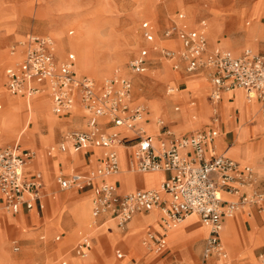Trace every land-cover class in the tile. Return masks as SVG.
<instances>
[{"label":"built area","instance_id":"built-area-1","mask_svg":"<svg viewBox=\"0 0 264 264\" xmlns=\"http://www.w3.org/2000/svg\"><path fill=\"white\" fill-rule=\"evenodd\" d=\"M183 13L166 27L163 35L174 36L179 46L160 47L162 57L172 60L173 68L185 73L202 70L211 83L208 101L218 106L224 91L241 88L260 103L264 119V51L245 49L234 55L228 50H207L205 34L199 29L188 28L181 22ZM144 39L154 41L153 26L148 20L141 22ZM19 61L5 69V85L13 94H40L49 90L51 109L62 114L78 103L87 113L86 129L73 130L65 139L78 149L85 145L106 147L104 160L86 174L73 172L58 175L59 189H92L91 214L93 223L97 218L109 215L120 227H124L132 216L140 211L156 207L160 210L162 224H175L194 213L209 227L202 248V258L226 257L220 240L222 218L232 216L241 209L258 206L264 201V190L257 188V179L248 164L240 165L233 158L219 153L212 145L218 136V111L211 115V123L186 133L177 134L164 120H157V134H147L138 129V121L145 111L142 104L132 103V81L127 77L105 79L97 83L89 76H75L74 54L68 52L58 61L55 41L49 35L27 34L17 41ZM148 48H142L130 61L132 71L140 73L147 68ZM103 119H106L105 121ZM107 121V122H106ZM122 126L123 131L106 132L103 125ZM107 125V126H108ZM116 143L130 148L128 168L134 172L168 171L170 176L157 188L117 192L114 182L102 180V175L119 170ZM58 148L65 145L59 143ZM52 149L50 148L49 151ZM34 158L30 148L18 142L0 146V215L13 214L21 206L32 209L44 193L41 191L40 172L26 174L24 169ZM225 194L224 196L221 194ZM83 237L75 246L79 255H84L88 245ZM142 244L149 251H159L165 246L164 233L148 231ZM17 250L18 247L14 246ZM116 255L120 251L116 250ZM264 262V255H261ZM62 264H66L62 261Z\"/></svg>","mask_w":264,"mask_h":264},{"label":"rangeland","instance_id":"rangeland-1","mask_svg":"<svg viewBox=\"0 0 264 264\" xmlns=\"http://www.w3.org/2000/svg\"><path fill=\"white\" fill-rule=\"evenodd\" d=\"M12 2L16 3H22L23 6L17 8L16 10H13L11 6L10 10H3L5 6L12 5V2H9L8 0H0V29H5L6 31H12L10 35L14 38L5 43L4 45H0V121H6L7 123L10 122L12 115L17 114V118H23L25 119V124L23 126H20V123H18L15 128L9 130L8 128L5 130L2 127V124L0 122V146H4L6 144H11L18 142L21 147H27L36 149L39 153L38 157L34 158V165H36L41 170L45 168L38 164L41 161L45 160V157H42L41 155H44V151L50 150V146H57L55 142H58V136H55L52 139L53 130L50 129V125L48 122H46L43 118H40L42 115H52L55 116L57 120H62V118H58L56 115H54L50 109V104L48 103L45 107V104L47 103V98L43 94H34V95H27L23 93V95H13L11 92H9L6 88L5 81V69L11 65H14L15 62L19 61L20 56L18 57V52L15 54H12L11 50L16 49L17 47V41L23 40L24 36L27 33H33V34H39V35H49L51 36L55 41V49L56 53L64 59L68 52H71L74 54V63H75V69L79 74H85L92 79H94L97 83H102L105 79H119L120 77H127L132 79V76L136 75L137 77L135 79V86L133 89V95H132V103L133 104H142L144 107H146L148 110L144 114L145 116L141 121H139L137 127L135 130L138 129H145V131L148 132V130L154 135L156 134L157 128H149L148 125L145 124V119H148L147 122L151 121L154 123L155 126L157 125V119H162L164 121H167L166 117H168V114L170 113H163L160 110H154L153 109V101L162 100L168 101L172 99L171 101H178L181 100L184 96L187 95H193L195 97H198V105L200 109H198V113L200 114V117L198 119L201 126L203 123H205L208 118L206 110L207 106H211V103L206 101V95H198L200 92V87L204 84H209L207 82H199L203 78V75L198 73L195 75L182 77L180 76V71L178 69H174L170 67V63L173 66L172 60H169L167 58L162 57V69L156 70L155 68H152L151 65H149L144 73L135 74V72H132V69L129 67V61L136 55L138 52L144 48V45L146 43L143 35L142 30L140 28L141 22L143 20H150L155 24H159L160 32L159 34H162L164 31V27L168 25L169 23L162 24L161 21H165L164 18L166 15H159L157 16L155 12H153L152 3H154L156 0L152 2V0H11ZM228 0H218V2L222 5L225 4ZM237 1V0H236ZM152 2V3H151ZM244 2V3H242ZM156 3V2H155ZM175 5L174 0H167L164 2V6L169 9ZM182 12L185 13L186 17L185 20L186 23L192 25H198L195 23V15H193V9L194 6H179ZM179 9V8H176ZM173 12H175V10ZM208 7L206 8V10ZM180 10V11H181ZM197 10V9H196ZM211 8H209L207 11L210 13L211 18L206 19V14H200L196 18L197 19H206L205 23L208 24L209 19L216 18V21L218 29L217 32V40H213L209 34L203 30L206 33V41L207 45H222L224 47H227L231 49L234 53H239L241 48L242 50L250 49L254 52L257 51V41L260 38H263L261 36V31L258 30V28H255L254 25L258 24L262 26L264 24V0H238L237 5L235 6V10L239 11L242 15H245L241 18H239L237 21L231 22L227 21L224 22L225 17L221 14H218L217 16L214 14V12L210 11ZM228 11V10H224ZM220 12H223L220 10ZM195 14V13H194ZM40 15V16H39ZM174 15V16H173ZM193 15V16H192ZM175 17V14L172 13V15ZM169 17V16H168ZM222 17V19H221ZM36 18V19H35ZM219 18V19H218ZM228 18V17H227ZM55 21L56 23L62 24V27L59 28L60 33H63L62 36L65 38L66 47L64 49V53L62 54L59 52V41L58 36L56 35V31L52 32L51 28H49V24H47L49 21ZM157 22V23H156ZM224 23V24H222ZM220 26V27H219ZM221 28V29H220ZM220 30V31H219ZM253 31V38L249 42V34ZM139 36L141 39L140 41L136 42V37ZM255 37V38H254ZM154 45L158 46L159 48L162 46L167 47H174V44L168 43V40L161 38L159 35L155 38ZM242 40L243 46L239 48V41ZM5 42L4 36L0 34V44ZM80 45L82 47L83 56L77 57L75 51L72 50V45ZM175 43V42H173ZM229 44L230 46H228ZM79 46V47H80ZM214 48V47H213ZM237 50V52H236ZM241 50V51H242ZM260 51V50H259ZM169 60V61H167ZM156 65H159V58L157 59ZM155 65V66H156ZM154 67V66H153ZM158 71V73H157ZM162 71V74H161ZM156 78H162L163 80H154ZM153 80V81H152ZM166 83H165V81ZM179 83H185V88L181 89L179 87ZM2 84V85H1ZM169 85V86H168ZM170 85H176V91L177 93H168V88L171 87ZM166 93L170 96H167ZM201 93V92H200ZM226 95H230V93L225 92ZM234 97L241 102L242 99L245 100L246 104V110L244 111L243 106L239 101L236 102V106L240 109V114L236 117V122L234 124V130L235 132L239 133V128L241 125H251L252 127L249 128L251 130V133L253 132L255 134V131L259 129V127L264 129V123H261V113L260 115H255V109H258V103L255 101L248 102V100L245 98L243 90L239 89L234 92ZM147 94V95H146ZM177 94V95H176ZM189 95V96H190ZM44 96V97H43ZM223 96V94H222ZM154 98V99H153ZM160 98V99H159ZM162 98V99H161ZM187 101V100H186ZM186 101L182 102L181 104L183 107L178 112H172L173 115H179V117L183 115H188L189 120L192 122L190 124L189 128H193L194 125H198V121L195 122L191 120L189 114L187 113V107H186ZM152 104V105H151ZM173 105H176L175 103H171V109H173ZM77 109V107L75 106ZM219 108V104H218ZM208 111V110H207ZM253 113V115H249V112ZM36 112H39L41 116L38 117L36 115ZM261 112V111H260ZM37 116V128H35L34 120L32 121L31 117ZM164 117V118H163ZM226 119H228V116L226 115ZM31 119V120H30ZM28 121V122H27ZM257 126L254 129L253 124ZM140 125V127H138ZM192 126V127H191ZM148 127V128H147ZM229 127H227L228 129ZM116 130H121L123 127L116 126ZM143 129V130H144ZM148 129V130H147ZM254 129V130H252ZM178 131L177 129L175 130ZM11 132V133H10ZM149 133V132H148ZM242 139L245 142L243 143V146H246V151L244 157L240 160L236 158L235 156L231 155V152L234 151L232 145H229L225 149V153L237 160H239L241 163L248 162L252 165L253 170L257 173V175L264 176V169H262V166H264V159L263 153L264 149L262 147L259 148V150H251L248 146V143L250 142L249 137ZM40 137V144L41 147L39 148L38 145V138ZM240 136H237L236 141L238 140ZM51 141V142H50ZM234 143V144H235ZM126 147V146H122ZM44 148V149H43ZM42 157V158H41ZM44 158V159H43ZM259 160L262 162L259 163ZM123 166V165H122ZM123 169L125 167H122ZM121 168V169H122ZM127 168V167H126ZM129 169V168H128ZM133 172L130 171H123L120 172L119 175H117V178L120 177H128L129 175H133ZM46 181L49 180L50 176L47 173V171L44 172ZM147 174H154V173H147ZM108 175H104L103 177L107 178ZM112 176V175H110ZM260 176H256L257 179ZM97 178L96 180H98ZM260 179V178H259ZM258 179V180H259ZM129 185L133 184V181L126 180ZM130 181V182H129ZM53 184H54V190H59V187L56 183V177H53ZM74 188L71 189H65L62 192L67 193L68 191H74ZM120 192V191H118ZM91 196L93 195L92 192L90 193ZM53 205L57 204V201L55 199H52ZM91 197H89L87 200H84L83 202H75L69 210L73 214L74 219L77 221L79 228H88V225L92 221V217H90L89 220H83L77 218V213L81 210L87 209V207H91ZM63 209L58 210V214L62 212ZM151 210V209H150ZM245 211L243 209L240 210L239 213H236V218L238 219L239 223V232L238 229H235V232L232 233L230 230V226L224 225V228L221 233L222 241L225 245V251L227 253L226 261L229 260V264H248L246 262L238 260L244 258V257H253L254 260L252 262H256L257 264H264L262 261L261 255H264V211L262 214H260L259 218L260 220L254 219L252 215H247L248 210L245 208ZM160 210L156 207L152 209L150 212H154ZM149 215V214H148ZM152 217V216H151ZM135 218H140V215L134 216L128 224H131ZM196 216L192 215L190 216L182 225L181 228L185 226L186 222L188 220L195 219ZM10 219V218H9ZM229 219V218H228ZM248 219L249 221H246L245 224L247 228H249V225H251L250 229L244 228V223L242 220ZM229 220H227L228 222ZM153 218H151L148 222L144 221L145 226L142 228L147 227L148 225L153 224ZM45 223L48 226L55 225L58 227L59 225V217L56 218H47L45 219ZM143 223V222H141ZM228 224V223H227ZM199 225V224H198ZM261 225V226H260ZM3 226V225H2ZM180 226V225H179ZM14 226H7L6 230L8 232L7 239H6V247L10 251V245H11V239L14 238L13 231ZM200 229L196 232H188L192 227L184 228L182 231L179 232V235H182L186 232H188L186 235L179 237L176 233L174 238L170 241V243H165V247H176L178 250H181L180 252L183 255V258L186 262L190 261L187 257L184 256L186 249L189 248L187 244L196 238L197 235L204 234L205 236L208 233L209 227L207 228L205 224H200ZM177 228V227H176ZM206 230L205 233H202V231ZM62 230L61 227L58 228V231L60 232ZM176 230V229H175ZM89 235H96L98 233V229L96 227L89 229ZM0 234L4 236V231L2 228H0ZM112 234V233H111ZM240 234V236H239ZM57 235L56 233L52 235V240L54 239V236ZM128 236V233L125 235L120 236L123 240L126 239ZM241 238V240H240ZM108 239L110 242H113L116 240V237L109 236ZM144 239V238H143ZM142 239V240H143ZM234 241V242H233ZM58 242V241H55ZM73 242V241H72ZM142 242V241H141ZM167 242V241H166ZM129 243V239L127 241V244ZM2 242H0V247L2 246ZM142 245V244H141ZM142 247L146 249L143 245ZM97 248V245H93L91 249H89L86 252V255H83L81 257H75L70 256V264L81 263V264H93V260L95 258V250ZM149 251L148 249H146ZM153 253V250L149 251ZM51 253V254H50ZM8 262H1L0 264H13V261L11 260L10 256L6 253ZM50 256H54V252H49ZM131 255H135L133 252V247L130 250L128 254L125 255L122 262H126L128 257ZM60 256L56 258L57 264H59ZM100 257V260L103 264H105V258ZM107 258L118 261L114 256V247H112L106 255ZM224 261L223 258H218L217 260H214L211 264H221ZM192 264H201L200 256L194 258V262Z\"/></svg>","mask_w":264,"mask_h":264},{"label":"crops","instance_id":"crops-1","mask_svg":"<svg viewBox=\"0 0 264 264\" xmlns=\"http://www.w3.org/2000/svg\"><path fill=\"white\" fill-rule=\"evenodd\" d=\"M8 1L12 2L11 0H8ZM153 1L154 0H152V2ZM165 1L167 0H156L155 1L156 3L151 2L152 3L151 5L153 7L152 10L153 12L156 13L157 16L159 15L167 16V18L166 17L164 18L165 21H161L162 24L169 23L168 25L164 27V29L177 20L178 13H183L178 4H175L173 7L167 9L164 6ZM181 3L183 4V6H194V8L197 9V12L193 10L191 11H193L192 14L195 15V23H197L198 25L188 24L181 20V22L186 23L187 27L191 29L206 28L205 20L208 18H211L210 16L211 14L208 13V11L206 10L207 7L218 9L219 13L225 17L224 22H227V21L234 22V21H237L239 18L245 16V15H242L239 11L235 10V6L237 5L238 0L237 1L228 0L225 4H222V5L218 2V0H182ZM11 6H13L12 7L13 10H16L17 8L23 6V4L12 2V5L9 4V6H5L3 10H10ZM176 8H179V9H176ZM174 9H176L175 12H173ZM220 10H222L223 12H220ZM224 10H228V11L226 12ZM172 13L175 14V17H173L174 15L170 16L172 15ZM200 14H206V19H197L196 17ZM261 21H264V20L261 19ZM150 23L153 26L155 38L157 37V35H159L161 38L170 39L168 40L169 44L170 43L174 44V47H167V46H162V47L176 49L179 46V42L176 37L174 36L166 37L163 34H159L160 32L159 24L157 22H156L157 24H155L152 21H150ZM254 26L255 28H258V30L261 31L260 34L261 36H263V38H260L256 43L257 44L256 52H263L264 51V24L262 26L258 24ZM199 30L204 32L202 29H199ZM14 31H16V29L12 31H6L5 29H0V34L4 36L5 38V42L0 45H4L5 43L13 39L14 37L11 36L10 34ZM27 34H30V33H27ZM154 41L153 42L146 41L144 45V47L148 48V55H147L146 63H147V67L151 65L152 68H155L156 70H158V69H162L161 65L163 62H162V56L160 54V51L158 49L152 48V46L154 45L153 44ZM238 44L240 46L239 48H241V46H243L242 40H240ZM211 49H213V47H211L210 44L209 46L207 45V50H211ZM242 49L243 47L241 48V50ZM241 50L238 54H241L244 51V50L242 51ZM19 56L20 55L18 54V57ZM56 57L58 61L63 60L62 57L59 56L57 53H56ZM158 58H159L160 64L156 65L155 63L157 62ZM170 67L173 68L171 63H170ZM74 71H75V76L77 77L87 76L85 74H77L75 70V63H74ZM179 71H180V76L182 77H187V76H191V75H195L200 72H203L202 70H197L192 73H185L182 70H179ZM140 73L142 74L144 73V71ZM140 73L135 72V74H140ZM161 74H162V71H161ZM136 77L137 76L134 75L132 76V79H131L132 95H133V89L136 83L134 78ZM154 80L158 81V80H163V79L156 78ZM174 86L177 88L176 85ZM179 87L181 89H184L185 83H181V84L179 83ZM210 91H211V85L209 86V84H204L203 86L200 87L201 93L199 92L198 95H201V94L206 95V101H208V95ZM17 94L23 95V93H17ZM40 94H43L47 98V103L45 104V107L49 103L50 109H51V99H50L49 90L45 89ZM189 95L184 96L181 100H178V101H171L172 100L171 99L168 103L169 104L168 110H171L172 112H178L180 110V106L182 102H185L186 100H189L190 98H193V97L198 98L193 95H190V96ZM234 95H235L234 92L230 93V95H226V93L223 92V96L221 97L218 103L220 111L218 110L219 119L217 123V128H218L219 133H218V136L215 138L212 145L216 148V150L219 153H223V154H225V149L229 147V145H232L234 151L231 155L241 160L245 155L246 146L245 147L243 146V143L245 142L243 140H240L238 144H234L237 136H240V134L235 132V130L233 129L234 124L236 122V118L234 117V115L238 116L240 114L239 107L235 105L236 98H235V101L233 99ZM74 97L76 100L75 106L77 107V109L73 107L71 110L64 112L62 114H55L52 112L58 118L60 119L62 118V121H57L53 125L54 130H53L51 141L53 140L55 136L54 132L56 131V136L59 137L58 142H55L56 145L58 146L59 143H63L65 145V148L60 149L56 146L57 149L54 154H51L50 151L48 150V151H44V155H41L42 157H45V160L41 161L40 163L38 162V164H41L45 168V171H47V173L50 176L49 180L46 181L45 179L44 169L41 170L36 165H34V159L28 165H26L24 169V172L26 174H31L37 171L41 173V176H42L41 191L44 193L41 200L35 202L32 209H27L24 206H21L16 213L0 215V228H2V230L4 231V236L0 234V242H2L3 244L0 247V263L8 262V258L6 255L7 253L10 256L11 260L13 261V264H57L56 258L60 255L61 257H60L59 264H62V261H65L66 264H70V259H69L70 256H75V257L82 256L76 252L75 246L83 237H87L89 241L88 245L84 248L85 252L91 249L93 245L94 246L97 245V248H96L97 250H95V258L93 260V264H103L99 256L105 258L104 260L105 264H192V262H194V258L197 259V257L199 256L201 259V264H211L214 260H217L218 258H220L216 256H210L207 259L202 258V254H201L202 248L205 243L206 237L208 236L209 230L206 236L204 234L197 235L195 239H193L187 244L189 248H187L186 251H184L185 252L184 256L187 257L188 260H190L188 262L184 260L183 255L180 253L182 251L178 250L176 247H165L164 246L161 250L157 252L153 251V253L144 249L142 247L143 244L141 241L145 237V234H147L148 231H151L155 234L162 233L160 231L161 230V212H158V211L150 212L152 211V209L135 213L132 216V218L137 215H140V218H135L133 222H131V224H128V222L132 219L131 218L124 227H120L116 223L115 219L110 217L109 215L100 216L97 218V221H98L97 224L93 223V216L91 214V209H90L91 207L89 206L90 208L87 207L89 210L88 209L81 210L80 212L77 213V215L83 220H89L90 217H92V221L88 225V228H79V225L77 221L74 219L73 214L71 213L69 208L75 202H83L84 200H87L89 197H91L92 199V196L90 194L92 192V189L90 187H87L82 190L75 189L72 192L68 191V194L62 192L63 190L61 189L54 190L53 177H57L58 175H68L73 172L86 174L91 169H94L96 166H98L104 160L107 149L106 147L96 146V145H85L83 147L75 149L73 147L72 141L69 139H65V134L69 131L86 129L87 113L78 103L79 99L77 97V94L74 95ZM172 102L176 104V105H173V109H171ZM257 103H258V109L256 108L254 111L256 113L255 115H260L261 113L260 108H259L260 103L258 101ZM204 109L206 110L205 114L208 115L207 116L208 120L205 123H203L201 127H199L200 123L197 120L198 125H194L193 128L195 127L202 128L206 126L207 124L211 123L210 119H211L212 114H211L210 105ZM38 113L39 112H36V115H38ZM226 115L228 116V119H226L227 118ZM249 115H253L252 111L249 112ZM40 116L41 115L39 114L38 117ZM40 118H43V115ZM166 119L167 121L165 122H167L170 128H172L174 131L176 129L178 130L177 132L175 131V133L177 134L186 133L193 129V128L192 129L189 128L192 122L189 120V117L186 114L179 117V115H173L170 113L168 114V117H166ZM260 119H261V123H264V119L262 117H260ZM103 120L105 121L106 119H103ZM146 121H148V119H145V122ZM107 125L108 124L103 125V128L106 132H114V131L119 132L120 131L124 133L123 129L116 130L115 129L116 126L111 125V124L108 126ZM254 126L255 128L257 127L255 123H254ZM227 127L229 128L227 129ZM156 128H157V131H156V134H157L159 133L158 126H156ZM148 132L150 131L148 130ZM148 132L145 131V133L147 134L151 133V132L150 133ZM249 140L250 142L248 143V146L251 150L256 151V150H259L260 147L264 149V129L259 127V129L255 131V134L252 132L251 136L249 137ZM37 146L39 148L41 147L40 137L38 138ZM119 153H120V158H121V167H125L124 169L123 168L121 169L122 170L121 173L126 170L131 172V170L128 169L129 159H130V148L120 147ZM262 158L264 159V153H263ZM233 159L237 161L240 165L248 164L252 167V165L248 162L241 163L239 160L235 158ZM261 162L262 161L259 160V163ZM253 172H254L255 177L260 176V175H257V173L254 170ZM147 173H151V172H133V175L130 178L131 180H133L132 185H129V183L126 180H124L123 177L117 178V175L119 174L107 176V178L105 177L99 178L98 180L95 181V184L99 183L102 180L112 181L115 183L117 188L119 187V191H120L119 193H125L129 191L146 190V189L158 187L161 182L167 180L170 176V172L168 171L152 172L154 174H147ZM259 178L258 180L256 177L258 181L257 188L259 190H264V176H260ZM52 199H55V201H57V204L53 205L54 203L52 202ZM259 206L261 209L260 211L257 210L258 206L257 207L251 206L250 208L251 212L249 211V209L247 208L246 209L248 210L247 215H252L254 219L261 221L259 216L264 211V201L261 202ZM59 209H63L62 212H60V214H58ZM243 211L245 210L243 209ZM239 212L240 210L235 212L232 216H224L222 218V225L225 223V228H226L228 218H233L234 216H235L234 217L235 220L238 223V219L236 218V213H239ZM57 216L59 217L58 227H56L55 225H51L47 227L45 223V219L56 218ZM151 218H153V221H154L153 224L150 226L148 225L145 228H142L143 226H145L144 221L148 222ZM246 221H249V220L248 219L242 220V222L244 223V228L250 229L251 225H249V228H247L245 224ZM200 224H204V223L197 216L193 220H188L184 227L181 228V225H180L177 228H175L176 230L174 229L171 232L170 236L166 240L167 241L166 243L167 244L170 243V241L174 238L176 233L179 237H182L186 235L188 232H196L197 230L201 228ZM237 225H238L237 229L239 232V223ZM7 226H14L12 227L14 228V231H13L14 238L11 239V245H10L11 253L6 247V239L8 235V232L6 230ZM59 227L62 228L60 232L58 231ZM94 227L98 229V233L96 235L91 236L89 235L88 232H89V229H92ZM189 227H192V228L188 232L182 235H179V232L182 231V229L189 228ZM205 232L206 230L204 228L202 233H205ZM55 233L57 235H55L54 239L52 240V235ZM127 233H128V236L126 239L123 240L122 238H120V236L125 235ZM108 235L116 237V240L113 242H110L108 239ZM128 239H129V243L127 244ZM220 240H221V237H220ZM55 241H58V242H55ZM14 246H17L18 249L15 250ZM112 247H114V256L117 259H119L117 262L106 257L107 252ZM132 247H133V252L135 255L129 256L127 261L123 263L122 260L124 259L125 255L130 252ZM116 250L120 251L119 256L116 255ZM49 252H54L55 255L50 256ZM240 261L246 262L248 264H257L256 262H252V260L249 257H244L238 260L237 262L240 263ZM73 264H81V263L74 262ZM221 264H229V260L226 261L224 259V261Z\"/></svg>","mask_w":264,"mask_h":264},{"label":"bare ground","instance_id":"bare-ground-1","mask_svg":"<svg viewBox=\"0 0 264 264\" xmlns=\"http://www.w3.org/2000/svg\"><path fill=\"white\" fill-rule=\"evenodd\" d=\"M182 2V0H174V3L175 4H178L179 6H181V7H183V4L181 3ZM192 7V6H191ZM209 9V8H208ZM207 9V10H208ZM193 11H195V12H197V10L196 9H193ZM211 12H214V14L217 16L218 14H220L219 13V11H218V9H214V8H211V10H210ZM184 13V12H183ZM40 16V15H39ZM222 16V15H221ZM184 17H186V15H185V13H184ZM36 19V18H35ZM219 19V18H218ZM221 19H222V17H221ZM223 20V19H222ZM182 21H184V22H187L186 20H185V18L184 19H182ZM208 24L207 23H205V26H206V28H202L203 30H205L208 34H209V36L215 41V40H217L216 38H217V25H221V24H218V22L216 21V18H214V19H209L208 21ZM231 22H233V21H231ZM47 24H49V28H51V31L52 32H55L56 31V35L58 36V41H59V47H58V49H59V52H61L62 54L64 53V49H65V47H66V43H65V38L62 36V34L63 33H60V31H59V28L60 27H62V24H58V23H56L55 21H49ZM192 24V23H191ZM222 24H224V23H222ZM220 27V26H219ZM204 33V32H203ZM205 34V33H204ZM205 36H206V34H205ZM253 36H254V34H253V31L249 34V42L252 40V38H253ZM255 38V37H254ZM140 37L139 36H137L136 37V39H135V41L136 42H138V41H140ZM73 44V43H72ZM228 46H230L229 44H227ZM80 46V45H79ZM78 45H75V44H73L72 45V50L73 51H75V53H76V56L77 57H81V56H83V51L81 50L82 49V47L80 46L79 47ZM156 48H159L158 46H155ZM211 47H214V48H221V49H224V50H228V51H230L232 54H234V55H238L237 53H234L231 49H229V48H227V47H224V46H222V45H220V44H218V45H212ZM250 50V49H249ZM236 52H237V50H236ZM16 52H14V53H12V54H15ZM76 70V69H75ZM77 72V71H76ZM200 73H202V75H203V78L201 79V82H207V83H209V86L211 85V83H210V81L208 80V78H207V76H206V73L203 71V72H200ZM77 74H79L78 72H77ZM2 85V84H1ZM169 86V85H168ZM171 87H169L168 88V93H177V91H176V87L173 85H170ZM239 89H241V88H234V89H230V90H226V91H224V93L225 92H228V93H232V92H235V91H237V90H239ZM241 90H243V89H241ZM244 92V91H243ZM223 94V93H222ZM13 95H19V94H13ZM166 95L167 96H169L167 93H166ZM244 95H245V97H246V99L248 100V102H251V101H255V102H257L256 100H255V98L253 97V93H250L249 95H247L245 92H244ZM222 96V95H221ZM170 97V96H169ZM154 99V98H153ZM160 99V98H159ZM162 99V98H161ZM226 99V98H225ZM233 99H234V101H235V97H233ZM171 100V99H170ZM170 100H168V101H163V99L162 100H158V101H153V109L154 110H160V111H162L163 113H172L170 110H168V108H169V101ZM237 100V99H236ZM233 101V102H234ZM237 101H239V99L237 100ZM198 100H197V98H190L189 100H187L186 101V107H187V113L189 114V116H190V118H191V120H193V121H197L198 119H199V117H200V114L198 113V109H200V107H199V105H198ZM239 103H241L242 104V106H243V110L245 111L246 110V106H245V104H246V102H245V100L244 99H242L241 100V102L239 101ZM151 104V105H152ZM235 104H236V102H235ZM232 105V104H231ZM75 107V106H74ZM183 107V105L181 104V106H180V110H181V108ZM210 108H211V114H212V112L214 111V110H219V108H218V106L217 107H214V105L211 103V106H210ZM147 108L145 107V111L143 112V114H142V116L140 117V119H139V121H141L142 119H143V117L145 116L144 114L147 112ZM179 110V111H180ZM220 111V110H219ZM13 117H11V118H9L10 119V122L9 123H7L6 121H3V120H1L0 122H1V124H2V127L6 130L7 128L9 129V130H11L12 128L14 129L15 128V126L18 124V123H20V126H23V124H25V119H23V118H17L16 116H18L17 114H14V115H12ZM42 117V116H41ZM236 117V116H235ZM31 119H32V121L34 120V124L36 125L35 126V128H37V116H33V117H31ZM30 119V120H31ZM43 119L46 121V122H48V124L50 125V129H54V127H53V125L57 122V121H59V120H57L56 118H55V116H52V115H43ZM157 120H160V118L159 119H157ZM60 121H62V120H60ZM139 121H138V123H139ZM28 122V121H27ZM145 124L146 125H148L149 126V128H156V126L154 125V123L153 122H151V121H149V122H145ZM26 125V124H25ZM138 125V124H137ZM158 125V124H157ZM253 126H254V124H253ZM119 127V126H118ZM122 127V126H121ZM138 127H140V125L138 126ZM199 127H201V126H199ZM199 127H195V128H193L192 130H194V129H198ZM250 127H252L251 125H246V126H244V125H241L240 126V128H239V134H240V137L238 138V140L236 141V143L235 144H238L239 142H240V140H242V139H244L245 140V138H247L248 136H249V134H251V130H249V128ZM148 128V127H147ZM144 129V128H143ZM142 129V130H143ZM254 129H255V126H254ZM254 129H252V130H254ZM145 130V129H144ZM11 133V132H10ZM150 133V132H149ZM150 134H152V133H150ZM243 140V141H244ZM123 145L122 144H120V143H116V145H115V148H116V150H117V152H118V164H119V170L116 172V173H114V174H105V175H108V176H110V175H117V174H119L122 170H121V158H120V153H119V148L120 147H122ZM50 148L52 149L51 151H50V153L51 154H54L55 153V151H56V149H57V147H55V146H50ZM31 150H33V152H34V158L35 157H38V155H39V153H38V151L36 150V149H32V148H30ZM233 152H231V154H232ZM226 154V153H225ZM33 158V159H34ZM262 169H264V166H262ZM148 172H155V171H148ZM102 176H104V175H102ZM132 176V175H131ZM131 176L129 175V178L128 177H125V178H123L124 180H131L130 178H131ZM131 181H133V180H131ZM130 182V181H129ZM155 188H157V187H155ZM117 191H119V187L117 188ZM221 195H225V194H221ZM90 208V207H89ZM88 209V208H87ZM91 209V208H90ZM151 209H154V207L153 208H151ZM89 210V209H88ZM88 213V212H87ZM162 214V213H161ZM83 215V214H82ZM91 215V214H90ZM192 215H195L194 213H192V214H189V215H187L185 218H183L181 221H179L178 223H175V224H171V223H169V224H162L163 222L161 221V232L162 233H164V240H165V243H166V240H167V238L170 236V234H171V232L176 228V227H178L179 225H181L182 223H184L190 216H192ZM77 216V218H79V219H82V218H80V217H78V215H76ZM81 216V215H80ZM196 216V215H195ZM235 217V216H234ZM229 218L228 220V226H230V230H231V232L232 233H234L235 232V229H237V221L235 220V218ZM206 225V224H205ZM224 225H225V223L222 225V227H221V230H220V237H221V233H222V231H223V228H224ZM145 236H146V234H145ZM234 242V241H233ZM221 243H222V245H223V247H224V249H225V245H224V243H223V241H222V237H221ZM84 255H86V252H85V254ZM221 258H223V259H226L227 258V253H226V257H221ZM250 259L251 260H254L253 259V257H251L250 256Z\"/></svg>","mask_w":264,"mask_h":264}]
</instances>
